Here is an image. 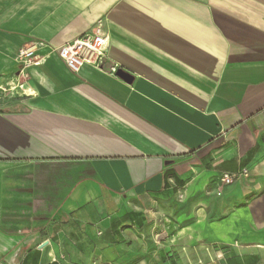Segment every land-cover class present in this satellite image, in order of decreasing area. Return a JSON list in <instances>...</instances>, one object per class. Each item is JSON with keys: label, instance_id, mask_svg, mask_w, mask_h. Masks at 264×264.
<instances>
[{"label": "crops", "instance_id": "crops-1", "mask_svg": "<svg viewBox=\"0 0 264 264\" xmlns=\"http://www.w3.org/2000/svg\"><path fill=\"white\" fill-rule=\"evenodd\" d=\"M0 264H264V0H0Z\"/></svg>", "mask_w": 264, "mask_h": 264}, {"label": "built area", "instance_id": "built-area-1", "mask_svg": "<svg viewBox=\"0 0 264 264\" xmlns=\"http://www.w3.org/2000/svg\"><path fill=\"white\" fill-rule=\"evenodd\" d=\"M107 43L108 38L106 34L97 30L56 47L53 51L72 73H78L84 65H90L95 69H102ZM15 60L20 65L21 72L23 69L38 65L41 58L38 57L33 47H21L17 52ZM241 176H245V172L239 174L223 173L220 181L225 185H230Z\"/></svg>", "mask_w": 264, "mask_h": 264}]
</instances>
